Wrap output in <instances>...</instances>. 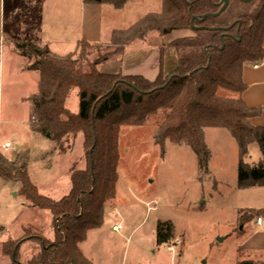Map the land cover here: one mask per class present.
Listing matches in <instances>:
<instances>
[{
    "label": "trees",
    "instance_id": "16d2710c",
    "mask_svg": "<svg viewBox=\"0 0 264 264\" xmlns=\"http://www.w3.org/2000/svg\"><path fill=\"white\" fill-rule=\"evenodd\" d=\"M130 1L83 0L115 11ZM219 1L187 0L191 5L188 10L181 0H161L160 14L148 15L126 31L113 32L107 45L89 46L81 41L68 57H56L36 43H10L13 53L25 62L24 70L38 76L36 92L25 99L30 134L47 138L60 157L69 153L80 137L84 154V169L70 172L69 193L58 202L41 197L30 184L25 155L14 159L0 156V181L17 184L16 197L24 206L51 218L52 241L36 239L38 251L26 264H91L79 246L89 232L100 229L104 209L115 199L118 139L123 128H142L159 119L151 136L153 145L161 153L166 142L188 148L196 158L200 178L208 176L210 161L203 132L224 130L237 147L236 190L264 189V129L249 124L260 116L261 109H249L241 100L243 69L264 62V0L247 5L230 0L221 16L194 22L193 27L202 30L192 31L190 17L215 15ZM233 23L239 25L227 33L207 31L228 29ZM175 33L184 36L168 45L176 59L169 74L162 73V53L152 82L98 72L133 44L144 43L149 35L167 38ZM72 91L77 93L76 114L65 108ZM251 145L259 151L256 164H248ZM246 215L247 222H255L262 213ZM154 237L157 246L168 245L174 239L172 224L158 223ZM19 248L18 243L7 241L0 255L10 264H18ZM238 264H264V258L259 263Z\"/></svg>",
    "mask_w": 264,
    "mask_h": 264
},
{
    "label": "rangeland",
    "instance_id": "374dc122",
    "mask_svg": "<svg viewBox=\"0 0 264 264\" xmlns=\"http://www.w3.org/2000/svg\"><path fill=\"white\" fill-rule=\"evenodd\" d=\"M11 1L23 5L26 0H6V4ZM49 1L63 0H36L33 10ZM97 6L100 8L99 29L95 16L84 17L87 37L98 31L104 39L110 28L113 32L126 31L144 17L161 12V0H131L119 11L105 4ZM7 7L5 13L10 16ZM67 16L65 40L49 36L52 40L47 48L57 56L68 57L76 52L79 9ZM8 27L6 18L5 32ZM112 33L106 41L100 39L97 45H107ZM182 36L184 34L180 33L167 38L149 35L144 43L133 44L122 57L106 65L131 69L130 76L152 82L158 72L160 53L162 73L167 75L174 70L176 59L168 45ZM23 65L26 66L25 62ZM246 68L251 70V67ZM2 76L0 145L8 142L12 149L1 156L14 159L25 155L30 184L41 197L58 202L69 193L70 172L84 169L81 138L67 145H72V150L64 157L58 156L52 142L28 131L29 107L25 98L36 92L35 80L10 76L6 71ZM65 108L71 114L77 113L76 91L69 94ZM158 121H148L142 128L120 130L115 199L112 205L105 207L100 229L89 232L79 246L83 257L91 264L243 262L245 254L240 251L241 246L249 236L259 233L254 221L247 222L246 214L264 206V190H236L237 147L226 131L203 132L210 161L208 176L200 178L196 158L188 148L166 142L161 153L153 145L151 136ZM248 155V164L258 162L260 155L256 145L249 147ZM17 191V184L0 181V249L7 241L18 243V264H26L38 251L36 239L52 241L51 218L44 212L26 208L16 197ZM162 222L172 224L174 239L168 245L157 246L155 228ZM117 225H121L122 230L112 233L111 229ZM167 246L172 248L171 252L167 251ZM0 264H10V260L0 255Z\"/></svg>",
    "mask_w": 264,
    "mask_h": 264
},
{
    "label": "crops",
    "instance_id": "0c3cea01",
    "mask_svg": "<svg viewBox=\"0 0 264 264\" xmlns=\"http://www.w3.org/2000/svg\"><path fill=\"white\" fill-rule=\"evenodd\" d=\"M33 1L36 0H26L23 5H21V2L17 3L16 1H11L7 5L6 0H0V116L3 97L2 75L4 71H6L10 76L16 77L18 75L22 77L25 76L26 78L31 77L33 80H35L36 83L38 82V76L36 74L29 73L24 70V62L13 53L10 47V43L30 42L36 43L42 47H49V41L52 40L51 37H49L50 35L58 38L61 37L62 40H65V25L68 17L67 13L69 14V16H71L72 12L77 9H79L80 27L78 37L76 38V43L78 44L81 41H85L89 46L97 45L100 43L101 37L99 36L98 31L95 35H92L90 37L85 36L84 33L85 15L95 16L96 19L99 18L100 8L99 6H97L98 3L94 2L83 5L82 0H63L61 2L49 1L47 3H44V5L43 3L40 4L39 7L35 8L34 11L33 8L35 6V3ZM6 6H8L7 8L11 12L10 16H6ZM6 18H8L9 27L5 32ZM51 21L54 24H50L49 22ZM42 24H46V26L42 28ZM99 24L100 22L98 19V29ZM112 32V28L107 30L105 38L108 39L110 33ZM105 38L101 40L106 41L107 39ZM49 52L56 57L63 58V56H57L56 54H53L50 50ZM99 69L100 74L102 75L121 74L123 77H130L132 73L131 69L122 67L120 68L113 65H104L99 67L98 71ZM241 79L242 83L245 86V91L241 96L242 102L249 109H261L260 116L253 120H250L249 124L254 128L264 129V62L259 66L252 67L251 70L244 68L242 71ZM5 144H8V142L4 143V145ZM256 209L257 210H254L255 212H260L262 213V215L264 214V206ZM256 229L259 230V233L253 236H249L240 248V251L245 254L244 261L252 263H259L264 258V223L260 227H256Z\"/></svg>",
    "mask_w": 264,
    "mask_h": 264
},
{
    "label": "water",
    "instance_id": "95a60500",
    "mask_svg": "<svg viewBox=\"0 0 264 264\" xmlns=\"http://www.w3.org/2000/svg\"><path fill=\"white\" fill-rule=\"evenodd\" d=\"M182 3L188 8V10H190L191 5L187 2V0H181ZM229 1L230 0H220L217 7L219 8L218 12L215 15H207V16H203L200 18H193L190 17V28L192 31H200L202 29H196L193 27V23H202L203 21H205L206 19H217L219 16H221V14L227 9L228 5H229ZM240 4L243 5H247L250 4L252 0H234ZM239 23H233L228 29H224V30H219V29H211V30H207L208 32H221V33H227L229 32L233 27L238 26ZM220 41L222 40V37H220L219 39Z\"/></svg>",
    "mask_w": 264,
    "mask_h": 264
},
{
    "label": "built area",
    "instance_id": "2783aa9c",
    "mask_svg": "<svg viewBox=\"0 0 264 264\" xmlns=\"http://www.w3.org/2000/svg\"><path fill=\"white\" fill-rule=\"evenodd\" d=\"M11 149H12L11 146L8 144L0 145V156L2 154H6ZM263 223H264V214L255 220L254 225L256 227H260ZM121 229H122L121 225H117V226L113 227L111 229V231H112V233H118L119 231H121ZM166 249H167V251H170V252L172 251L171 247L167 246Z\"/></svg>",
    "mask_w": 264,
    "mask_h": 264
}]
</instances>
